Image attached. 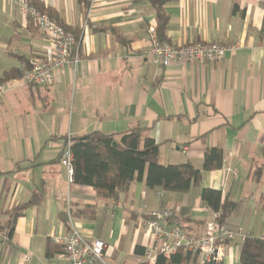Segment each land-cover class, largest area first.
<instances>
[{
    "label": "crops",
    "instance_id": "crops-1",
    "mask_svg": "<svg viewBox=\"0 0 264 264\" xmlns=\"http://www.w3.org/2000/svg\"><path fill=\"white\" fill-rule=\"evenodd\" d=\"M20 1L0 0V82L17 72L24 77L32 58L48 62L54 54L20 13ZM34 1L78 32L80 61L55 70L52 86L26 84L0 102V264H73L54 240L73 227L107 243V264H145L151 212L172 210L171 224L203 234L213 216L201 204L203 189L220 191L233 205L228 227L264 239V0L168 3L166 43L236 50L220 62L166 68L148 56V28L156 25L150 0ZM136 128L159 145L161 165L191 163L201 184L167 193L135 181L113 205L92 187L70 183L60 163L68 138L100 132L118 142ZM211 148L222 150L223 167L204 172ZM33 195L40 203L24 211L9 239L10 213ZM220 264H240L239 245L227 244Z\"/></svg>",
    "mask_w": 264,
    "mask_h": 264
},
{
    "label": "trees",
    "instance_id": "trees-1",
    "mask_svg": "<svg viewBox=\"0 0 264 264\" xmlns=\"http://www.w3.org/2000/svg\"><path fill=\"white\" fill-rule=\"evenodd\" d=\"M176 1L178 0H150L156 12L158 38L162 42L167 41L166 35L169 27V17L165 6ZM29 4L47 14L63 26L67 33L73 34L79 40L78 32H72L68 26L64 25L54 10L45 7L39 1H29ZM86 5L88 7V2ZM23 75L18 72L13 73L0 83L12 78H22ZM114 142H117L114 136L100 132L72 139L73 182L76 185L92 187L99 200L116 205L119 202V196L127 193L135 181L145 180L149 189H160L167 193H185L201 184L202 172L195 169L191 163L161 165L159 163V145L153 139L144 137L141 128L132 129L121 136L117 147L113 146ZM223 163L221 149L211 148L205 151L204 172L220 170ZM40 201V195H33L28 202L16 207L10 213V225L7 233L9 239L13 235L16 221L23 216L24 211L31 205L39 204ZM201 204L212 213H220L219 221L221 222H225L233 207L227 199L223 200L220 191L213 189L202 190ZM61 218L65 224L68 223L66 215ZM179 227L183 230L181 226ZM135 252L140 253V248L137 247ZM145 253L142 254L145 255ZM198 256L197 253L179 250L170 259L158 256L155 264H187L189 262L197 264ZM239 258L240 264H264V239L256 238L251 233L239 245Z\"/></svg>",
    "mask_w": 264,
    "mask_h": 264
},
{
    "label": "built area",
    "instance_id": "built-area-1",
    "mask_svg": "<svg viewBox=\"0 0 264 264\" xmlns=\"http://www.w3.org/2000/svg\"><path fill=\"white\" fill-rule=\"evenodd\" d=\"M18 9L51 41L54 54L48 62L40 56L32 58L29 63L30 70L24 77L0 83V102L8 92L26 84L44 88L52 86L55 70L74 68L80 61L79 40L73 34L67 33L63 26L32 7L27 0H21ZM148 37L150 41L148 56L165 68L184 63L220 62L225 59L228 52L236 50V47L227 48L217 43L176 47L158 38L156 25L149 26ZM71 145L72 139L68 138L60 163L67 170L70 183H74ZM148 217L145 229L152 242V249L146 252L145 259L149 264H155L160 255L170 259L179 250L201 255L202 264H219L224 258L227 244L234 243L237 247L251 235L241 226L232 229L226 223L219 221L220 213H213L212 219L205 225L203 234L199 236L187 234L178 225L171 224L170 221L174 217L172 210L153 211ZM54 240L63 247L66 256L73 264H107L105 262L107 243L104 240H88L74 227Z\"/></svg>",
    "mask_w": 264,
    "mask_h": 264
},
{
    "label": "water",
    "instance_id": "water-1",
    "mask_svg": "<svg viewBox=\"0 0 264 264\" xmlns=\"http://www.w3.org/2000/svg\"><path fill=\"white\" fill-rule=\"evenodd\" d=\"M113 146H114V147H117V142H114Z\"/></svg>",
    "mask_w": 264,
    "mask_h": 264
},
{
    "label": "rangeland",
    "instance_id": "rangeland-1",
    "mask_svg": "<svg viewBox=\"0 0 264 264\" xmlns=\"http://www.w3.org/2000/svg\"><path fill=\"white\" fill-rule=\"evenodd\" d=\"M224 223H225V222H224ZM227 226H228V225H227ZM226 246H227V245H226ZM220 263H221V262H220ZM220 263H219V264H220Z\"/></svg>",
    "mask_w": 264,
    "mask_h": 264
}]
</instances>
